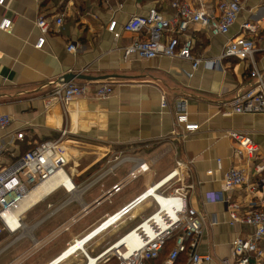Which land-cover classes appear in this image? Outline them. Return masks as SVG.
I'll return each instance as SVG.
<instances>
[{"label": "crops", "instance_id": "crops-1", "mask_svg": "<svg viewBox=\"0 0 264 264\" xmlns=\"http://www.w3.org/2000/svg\"><path fill=\"white\" fill-rule=\"evenodd\" d=\"M118 1L122 7H114L115 10L107 8L103 0H12L7 9L0 7V20L7 15L14 23L11 32L0 30V114L12 116L10 126L0 128V171L41 142L59 138L65 129L70 161L67 170L76 186L71 192L60 188L27 210L24 222L33 228L38 242L34 244L26 238L5 248L0 257L25 240L31 242L30 247L8 264L50 263L75 238L84 236L112 214L105 212L99 221L80 235H74L72 230L92 211L141 178L143 190L148 184L157 182L176 166V159L193 160L186 182L194 185L190 203L202 214L200 252L212 256L211 264H223L224 260L231 259L234 238L252 232L246 224H229L228 205L220 198L225 172L245 163V159L234 153L236 142L228 132L237 130L250 134L264 153L263 115H223L227 103L249 87L252 62L229 57L215 68L202 64L193 71L190 61L179 58L125 57L124 46L138 34L122 32L121 37L116 38L108 30L111 20L116 19L121 29L130 16L146 14L152 7L166 16H171L174 9L171 0ZM206 1L211 8L217 0ZM61 14L64 15L62 25H54L43 47L37 48L40 36L37 18L40 15L57 18ZM247 22L256 26V31L244 30ZM190 32L195 40L194 54L203 60L219 56L233 37H251L257 46L255 64L264 72V0H246L227 36H214L200 24H195ZM69 44H76L78 50L69 51ZM191 72L193 76H189ZM68 74L91 78L76 77L70 81L89 84L92 88L100 84L113 85L114 92L105 100L89 94L68 105H48L47 98L61 78L67 81ZM163 97L167 101L165 108L162 107ZM180 101H186L190 120L199 124V130L186 141L172 138ZM20 132L24 133L22 139L17 138ZM165 150L170 151L161 156ZM115 154L145 160L157 158V161L149 174L132 181L110 200L90 208L131 169L133 162H128L103 173L110 166L108 157ZM123 168L127 171L124 176L118 173ZM249 174V183H257L260 175L255 174L253 168ZM111 175L118 179L106 186L103 182ZM98 184L102 186L101 192L87 201L85 196ZM232 195L238 202L252 197L247 186L240 187ZM152 208V203L147 202L134 213L141 218L146 215L144 211ZM73 217L78 219L75 223H71ZM48 221L58 222V226L38 239L36 231ZM66 225H70L69 229H65ZM118 228L90 241L88 251L98 247L100 238ZM65 233H69V238L56 255L45 261L42 258L46 254L33 260ZM11 239L8 232L1 233L0 249ZM72 259L74 263L71 264H84L86 260L82 254H76L60 264Z\"/></svg>", "mask_w": 264, "mask_h": 264}, {"label": "built area", "instance_id": "built-area-1", "mask_svg": "<svg viewBox=\"0 0 264 264\" xmlns=\"http://www.w3.org/2000/svg\"><path fill=\"white\" fill-rule=\"evenodd\" d=\"M103 2L111 10H115L114 7H122L118 0H103ZM245 2L246 0H217L213 7L209 8V2L206 0H171V7L174 9L171 16H166L158 8L152 7L146 14L130 16L121 29H118L116 19L111 20L108 30L116 38L121 37L122 32L138 34V37L124 46L125 57L137 55L142 59H153L158 56L179 58L190 61L193 71L202 64L210 69L215 68L229 57L250 60L252 62L251 83L245 91L239 92L227 103L223 115L261 114L264 116V72L254 61L256 42L247 36L233 37L227 41L219 56L203 60L194 54L195 40L190 32L195 24H200L214 36L229 35ZM11 3L12 0H0V7L7 9ZM63 22V14L57 18L40 15L36 20L40 36L35 46L41 49L53 26L62 25ZM13 29V18L3 15L0 20V30L11 32ZM243 29L253 32L257 27L247 22L243 25ZM68 50L76 52L78 47L76 44H69ZM193 74L191 72L189 76ZM113 92L114 87L110 84H100L92 88L89 84L65 81L61 78L46 102L48 105L54 103L68 105L89 94L105 100ZM162 107H167L165 97L162 100ZM11 123L12 116L0 114V128H7ZM197 130H199V124L190 120L186 101H180L172 138L186 141ZM67 136L68 131L64 129L59 138L41 142L0 171V234L8 232L12 237L0 249V254L5 248H10L26 238L37 244L34 234L27 233L29 227L23 218L27 210L18 212L32 190L58 174L68 177L72 186L69 187L67 183H63L52 192L60 188L70 192L76 189L67 170L70 162L65 141ZM228 136L236 142L234 153L245 159V163L232 166L225 172L220 198L228 205L229 224L231 226L237 223L246 224L252 232L234 238L231 259L224 260L223 264H264V153L250 134L231 130ZM17 138H24V133H18ZM169 151L165 150L161 156ZM156 161L157 158L145 160L122 154L108 157L107 162L110 166L103 173L113 171L124 163L133 162V164L128 174L109 188L90 208L110 200L132 181L149 174ZM218 163L220 164L221 161L218 160ZM192 164V159L188 161L176 159V166L170 172L157 182L148 184L132 200L112 214H108L104 220L85 234V239L88 240L85 248L76 249L65 259L82 254L86 259L84 264H148L150 261L159 259L163 250L171 244L163 264H211L212 256L200 252L203 219L198 209L190 203L194 185L186 182V176L192 169ZM250 168L254 169L255 174L260 175L255 184L249 183ZM242 186H247L252 197L245 202H238L233 199L232 194ZM147 202L153 204L152 210L141 216L132 229L102 248L95 256L90 254L87 249L90 241L118 228L126 220L138 219L139 216L134 212ZM77 220L73 217L71 223ZM69 226L66 225L65 229H69ZM130 234L133 235L121 243ZM80 238H75L60 256L71 249ZM59 258L58 256L57 259ZM57 259L48 264H60L65 260L57 261Z\"/></svg>", "mask_w": 264, "mask_h": 264}, {"label": "rangeland", "instance_id": "rangeland-1", "mask_svg": "<svg viewBox=\"0 0 264 264\" xmlns=\"http://www.w3.org/2000/svg\"><path fill=\"white\" fill-rule=\"evenodd\" d=\"M127 167L128 166H126V168ZM118 173H119V175L124 176L127 173V171L124 172V168H123ZM120 178L121 177H119V179ZM116 179H118V178L117 177L115 178V176L111 175V176L107 177L103 183L106 186H109ZM142 180L143 179L141 178V179L131 183L123 192L114 196L111 201H106L101 207L92 211V213H90L85 219H83L72 230L73 234L74 235H80L87 228H89V226L91 224L99 221L105 212L113 213L115 210L119 209L122 205L127 203L131 198H133L136 194H138L139 192H141L143 190L142 189ZM101 188H102L101 184H98L97 186H95L85 196V199L88 201L92 196L94 197V196L98 195L101 192ZM149 212H150V209L148 211L147 210L144 211L145 214H147ZM140 214H143V212ZM139 219L140 218H138L137 220H134V221H124L123 223H121L118 229L113 230L112 233L107 234L103 238H100V240L98 242V247L97 246L95 248L93 247V249L89 251L90 254L95 256L98 252L101 251V246L105 245L109 241H113L118 236H120L123 233L127 232L128 230L132 229L135 226V224L138 222ZM57 226H58V222L52 223V221H48L43 226H41L36 231L35 234L38 237V239H41V237L47 235L50 231H52ZM32 229L33 228H31L29 230L30 233L32 232L31 231ZM85 237H86V235L83 236L82 238L78 239V242L76 244H73L71 249H69L67 252H65L62 256H59L60 257L59 259H57L58 257L55 259H57V261L65 259L70 253H72L74 250H76L78 247H80L82 244H84L88 241L87 239H85ZM68 238H69V233H65V235H63L59 239L55 240L51 244H49L48 247L43 252L39 253L33 260L41 259V256L43 257V256H45V254H46V256L42 258L43 261L50 259L51 257H53L54 255H56L58 253V249H62L63 247H65V240H67ZM78 243H80V244H78ZM30 245H31V242H29L27 240L21 242L19 244V246L17 245L14 249H12L11 251L7 252L6 254H4L3 256L0 257V264H8L10 261L15 259L19 255V253H21L22 251H24L25 249L30 247ZM72 262L74 263V259L67 262L66 264H71ZM80 264H83V263H80Z\"/></svg>", "mask_w": 264, "mask_h": 264}, {"label": "bare ground", "instance_id": "bare-ground-1", "mask_svg": "<svg viewBox=\"0 0 264 264\" xmlns=\"http://www.w3.org/2000/svg\"><path fill=\"white\" fill-rule=\"evenodd\" d=\"M63 183H67V185L70 187L72 186V182L70 181V179L68 177L62 176V175H56L52 178H50L49 180H47L45 183H43L41 186L35 188L34 190H32L28 196L26 197V199L24 200V202L21 204L20 209L18 212H23L28 210L29 208H31L32 206L38 204L43 198H45L48 194H50L54 189L57 188V186L63 184ZM31 227L27 230L28 234H32L33 232L30 233ZM33 231V229L31 230ZM133 234H130L128 236H126L125 239H123L121 241V243L125 242L128 238H130ZM37 243V242H36ZM80 244V243H78ZM80 246V245H79ZM85 248V243L82 244L80 247H78L77 249H82ZM75 251V250H74ZM73 251V252H74Z\"/></svg>", "mask_w": 264, "mask_h": 264}, {"label": "trees", "instance_id": "trees-1", "mask_svg": "<svg viewBox=\"0 0 264 264\" xmlns=\"http://www.w3.org/2000/svg\"><path fill=\"white\" fill-rule=\"evenodd\" d=\"M34 148V147H33ZM32 148V149H33ZM26 153V152H25ZM24 153V154H25ZM24 154H22L21 156H23ZM171 248V244L170 245H168L164 250H163V252H162V254H161V257L159 258V259H157V260H153V261H150V262H148V264H163V262H164V260H165V258H166V255H167V253H168V250Z\"/></svg>", "mask_w": 264, "mask_h": 264}, {"label": "water", "instance_id": "water-1", "mask_svg": "<svg viewBox=\"0 0 264 264\" xmlns=\"http://www.w3.org/2000/svg\"><path fill=\"white\" fill-rule=\"evenodd\" d=\"M76 77L81 78V79H91V78H89L87 76H77L75 74H68L66 76V79H67V81H70V79H73V78H76Z\"/></svg>", "mask_w": 264, "mask_h": 264}]
</instances>
